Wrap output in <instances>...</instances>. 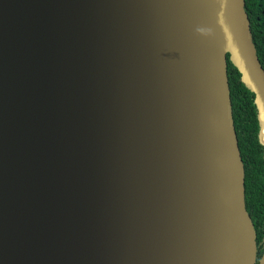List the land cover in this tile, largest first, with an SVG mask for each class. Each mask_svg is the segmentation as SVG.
<instances>
[{"label": "water", "instance_id": "obj_1", "mask_svg": "<svg viewBox=\"0 0 264 264\" xmlns=\"http://www.w3.org/2000/svg\"><path fill=\"white\" fill-rule=\"evenodd\" d=\"M245 4L0 0V264H264L229 82L255 93L264 162Z\"/></svg>", "mask_w": 264, "mask_h": 264}, {"label": "trees", "instance_id": "obj_2", "mask_svg": "<svg viewBox=\"0 0 264 264\" xmlns=\"http://www.w3.org/2000/svg\"><path fill=\"white\" fill-rule=\"evenodd\" d=\"M245 2V8L251 20L252 40L264 66V0H245ZM229 82L241 158L245 167L246 207L255 228L263 233L264 162L261 159L263 145L259 140V110L255 104V93L244 85L241 81V73L230 64ZM262 126L264 127V121H262ZM262 158L264 159V151ZM263 254V242L258 239L259 261Z\"/></svg>", "mask_w": 264, "mask_h": 264}, {"label": "bare ground", "instance_id": "obj_3", "mask_svg": "<svg viewBox=\"0 0 264 264\" xmlns=\"http://www.w3.org/2000/svg\"><path fill=\"white\" fill-rule=\"evenodd\" d=\"M236 0H225V3H232L235 2ZM243 22V21H241ZM264 112V111H262ZM264 121V120H263ZM239 187H240V165H234L233 169H232V175H231V179L229 182V193H230V197H231V205H232V213L235 212L238 208V204L240 202V199L238 197V192H239ZM244 218L246 220H248L247 216L244 215ZM250 232V238L253 235V231H247V232H243V231H239L234 237H232L230 239V249L231 250H235L236 252H244V250L246 249V246L248 245V243L250 242V239H248V234ZM238 240L241 249L238 247L237 245V241ZM255 253L254 248H252L249 252L250 255H253ZM231 259L228 258L226 260V264H228L227 262H230ZM230 264H233L232 261L230 262ZM237 264H240L239 262Z\"/></svg>", "mask_w": 264, "mask_h": 264}, {"label": "rangeland", "instance_id": "obj_4", "mask_svg": "<svg viewBox=\"0 0 264 264\" xmlns=\"http://www.w3.org/2000/svg\"><path fill=\"white\" fill-rule=\"evenodd\" d=\"M248 239H250V232H249V234H248V237H247ZM236 241H237V245H238V247L241 249V247H240V244H239V242H238V240L236 239ZM233 251H235V250H233ZM231 262V261H230ZM230 262H227L228 264H230Z\"/></svg>", "mask_w": 264, "mask_h": 264}]
</instances>
